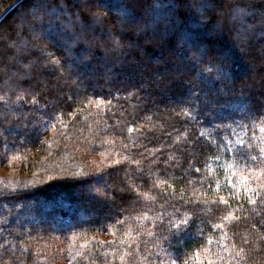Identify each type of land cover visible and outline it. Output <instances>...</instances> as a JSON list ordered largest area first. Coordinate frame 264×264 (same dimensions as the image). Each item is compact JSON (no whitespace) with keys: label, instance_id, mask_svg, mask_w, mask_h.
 Instances as JSON below:
<instances>
[{"label":"trees","instance_id":"16d2710c","mask_svg":"<svg viewBox=\"0 0 264 264\" xmlns=\"http://www.w3.org/2000/svg\"><path fill=\"white\" fill-rule=\"evenodd\" d=\"M0 161V264H264V0H0Z\"/></svg>","mask_w":264,"mask_h":264},{"label":"snow or ice","instance_id":"6c2138e0","mask_svg":"<svg viewBox=\"0 0 264 264\" xmlns=\"http://www.w3.org/2000/svg\"><path fill=\"white\" fill-rule=\"evenodd\" d=\"M0 162H2V161H0ZM187 221H185V222H183V225H175V227H176V229H177V231H176V233H174L175 235H179V234H181V230L183 229L184 231H186V225H187Z\"/></svg>","mask_w":264,"mask_h":264}]
</instances>
